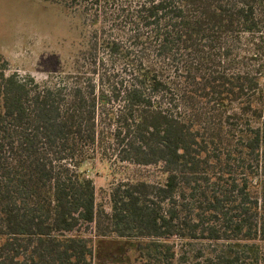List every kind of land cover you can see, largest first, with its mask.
<instances>
[{
  "label": "trees",
  "instance_id": "trees-1",
  "mask_svg": "<svg viewBox=\"0 0 264 264\" xmlns=\"http://www.w3.org/2000/svg\"><path fill=\"white\" fill-rule=\"evenodd\" d=\"M42 1L87 28L88 76L20 81L0 54V264H93L112 238L146 264H189L197 241L222 243L202 264H258L264 0ZM107 141L158 177L105 208L80 168Z\"/></svg>",
  "mask_w": 264,
  "mask_h": 264
},
{
  "label": "rangeland",
  "instance_id": "rangeland-1",
  "mask_svg": "<svg viewBox=\"0 0 264 264\" xmlns=\"http://www.w3.org/2000/svg\"><path fill=\"white\" fill-rule=\"evenodd\" d=\"M86 36L87 28L81 21L54 4L42 0H0V54L6 60L8 73L15 74L20 81L32 80L48 87L83 83L88 76V68L81 58ZM80 171L92 181L96 201L105 208L109 206L111 186L123 181H152L158 177L156 167H141L119 161L115 147L108 141L102 148L93 149L92 157L84 162ZM84 234L91 233L85 230ZM105 240L110 256L103 253L95 258L93 264L149 262L145 255L134 250L133 240ZM221 244L194 242L189 253V264H202L203 257L212 250H219ZM174 245L178 252L184 250L181 242H174ZM196 250L203 257L194 258ZM250 256H257L258 264H264V244L253 246Z\"/></svg>",
  "mask_w": 264,
  "mask_h": 264
}]
</instances>
